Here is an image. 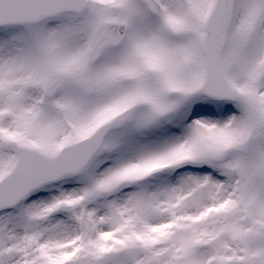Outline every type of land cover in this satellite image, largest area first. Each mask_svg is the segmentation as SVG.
Masks as SVG:
<instances>
[{
    "label": "snow or ice",
    "instance_id": "6c2138e0",
    "mask_svg": "<svg viewBox=\"0 0 264 264\" xmlns=\"http://www.w3.org/2000/svg\"><path fill=\"white\" fill-rule=\"evenodd\" d=\"M0 264H264V0H0Z\"/></svg>",
    "mask_w": 264,
    "mask_h": 264
}]
</instances>
